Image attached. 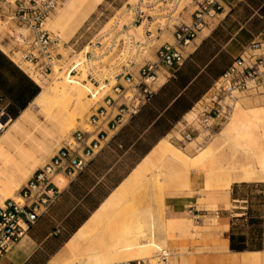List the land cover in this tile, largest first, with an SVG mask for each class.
<instances>
[{"label":"crops","instance_id":"0c3cea01","mask_svg":"<svg viewBox=\"0 0 264 264\" xmlns=\"http://www.w3.org/2000/svg\"><path fill=\"white\" fill-rule=\"evenodd\" d=\"M222 18L218 25L198 36L186 50L183 66L171 70L173 76L141 112L127 125L110 134L106 148L123 149L122 157L131 151L145 146L147 148L128 173L109 187L122 157L114 162H107L100 154L84 173L69 184L50 211L37 220L28 234L0 260V264H66L74 261L81 264H107L115 257L117 263L148 260L151 250L140 252L129 247V242L123 237V230H118L119 220L116 215L105 220L100 227L91 224L101 206L122 187L136 169L144 172L145 183L137 185L133 193L123 201L120 216L132 215L133 220H142L148 236L156 243L168 244L172 250L187 249L188 253L184 257L188 264H264V248L248 247L254 239L264 244V146L247 108L238 112L226 134H242L244 141L235 146V149L245 154L258 155L255 147L258 142L262 144L259 153L261 170L258 171L261 181L250 182L255 172L246 171L242 180L244 182H233L230 192H224L221 197L222 201H229L230 207L219 204L215 213L202 214L201 212L208 211L197 208L200 200L197 194L204 187L205 178L196 171L190 174V187L185 190V194L165 199L168 214L177 216L169 221H187L180 218L187 214L200 217L212 214L219 224L217 236L170 240L165 233L167 223L162 222L161 215L155 216L151 211L143 209L152 190L161 189L148 174L157 173L160 160H164L163 154L168 152V139L165 137L176 125L182 124L187 116H192L194 106L208 94L233 60L251 42L264 38V0L230 1L226 4ZM167 40L171 41V36L162 35L155 43L161 45ZM0 52L6 57L0 56V112L12 117L11 113L19 111L20 116L24 110L21 106L27 103V108L41 91L31 98L33 87L28 76L34 81L32 76L1 49ZM168 160L173 165L184 164L180 158ZM152 167L155 171H152ZM107 188L109 191L105 192ZM259 194L260 200L255 196ZM134 215H137L136 218ZM95 228H98L97 231ZM88 238L92 243L86 250H82ZM232 242L235 245H245L247 249L234 251L231 249ZM177 259H180V255Z\"/></svg>","mask_w":264,"mask_h":264},{"label":"built area","instance_id":"2783aa9c","mask_svg":"<svg viewBox=\"0 0 264 264\" xmlns=\"http://www.w3.org/2000/svg\"><path fill=\"white\" fill-rule=\"evenodd\" d=\"M10 1L14 6L11 19H16L29 31L28 36L20 33L17 38L23 59L41 76L52 74L59 40L44 24L64 0ZM230 1L233 0H139L135 5L129 4L134 14L130 25L123 24L120 29L117 22L111 29L100 32L96 42H90L91 50L86 58H96L94 50L98 49L102 55H114L117 62L102 68L106 74L102 80L89 74L98 90L90 95L94 104L85 127L75 130L51 158L37 168L17 195L6 199L0 207V260L105 150L110 134L136 117L173 76L171 70L183 66L186 50L201 33L221 22ZM138 26H144L141 36L132 32ZM162 35H169L172 40L157 45L155 41ZM245 96L264 98V38L251 42L233 60L208 94L194 106V125L186 127L196 130H199L197 127H220L230 118L239 99ZM6 117L0 112V123L3 124ZM185 138L191 140L192 133H187ZM171 257L169 249L160 250L156 264H170ZM122 264L151 263L139 260Z\"/></svg>","mask_w":264,"mask_h":264},{"label":"rangeland","instance_id":"374dc122","mask_svg":"<svg viewBox=\"0 0 264 264\" xmlns=\"http://www.w3.org/2000/svg\"><path fill=\"white\" fill-rule=\"evenodd\" d=\"M138 1L139 0H64L51 14L49 20L47 21V25L45 26V28L52 32L59 40L57 50L58 56L55 61L54 69L58 66L64 71H67L79 53L82 51H88L91 41L96 42L100 37L99 34L111 29L113 26L117 25V22L121 23L119 24L120 29L123 24L130 25L133 21L134 14L130 12L129 4L135 5ZM10 3V0H3L0 8V43L6 49V55L19 64L30 76H32L34 81H36L39 85H41V83L48 84L54 77V71L52 74L47 76H41L32 65L28 64L23 59L21 50L18 47L17 38L20 33L28 36L29 31L21 26L16 19H11L14 6ZM58 12H62L64 16L61 24L56 23L55 16L58 15ZM135 31H137L140 36L143 35L144 26H141L140 28L134 27L132 32ZM205 33H207V31H205ZM11 51L15 53L12 54ZM94 51L96 55L99 56L94 58L96 62H99L97 65L98 68H105L115 62L116 58L114 55L105 56L102 55L100 53L101 51L98 49H95ZM141 58L143 57H139V62L142 61ZM101 60L105 61L102 62ZM26 68L28 70H26ZM31 73H33L36 78ZM72 75L80 77L81 73L80 71H74ZM28 78L40 89V91H42V89L29 76ZM83 83L91 84L92 89L94 90L95 86L90 80L89 75H87ZM88 98L91 99L90 95ZM89 101V107L82 115V122L75 128H71L70 131L64 134H60L58 132L59 136L55 133L57 132L56 130H53L52 132L51 128H49V132L47 133H51L55 136L52 140L47 139V133H39L37 135L38 142L41 141V144L44 145L43 147H45L44 149L46 152L41 153L44 152L41 150L36 152L37 159L34 163L27 166L26 178L22 180L18 190L34 173L32 171L33 167L35 171L38 167L43 166L75 130L85 127L86 120L90 114V109L94 104L93 100ZM30 104L28 106H30ZM250 105L264 106V98L260 99L248 96L240 98L239 102L236 103L234 112L231 114L230 118L220 127L214 129L200 128V130H196L192 126L184 128L183 125L185 122L182 121V124L176 125L168 136L165 137L168 139V152L163 154L165 155L163 162L160 160L161 165L159 164L158 166V174L156 172L148 174L150 177L154 178L157 184L160 185L161 189L159 190L154 188L152 190L153 193L147 203L143 205V209L151 211V213L155 216L157 214L161 215L162 222L167 223L165 233L168 239L175 240L218 235V220L212 214L206 217L202 216L199 219L195 218L192 214L182 215L180 218L187 220L184 223L179 221H169L173 218H177V216L168 214L167 208L165 207V199L169 196L185 194V190H189L190 187V174L192 172L196 171L205 178L204 187H202L197 194L198 197H200L197 208L199 210L205 209L208 211L201 212L202 214L215 213L219 208V204H224L227 208L230 207L229 201L226 203L221 200V197L224 195V192H230L233 182H244L242 180L243 177H245L246 171L255 172V175L250 182L261 181L258 171L261 170L259 153L263 147L262 144L258 142L255 147L256 154L258 155H252L251 153L245 154L235 149V146L244 141L241 137L242 134L237 132H230L229 134H226L227 129L232 126L238 112L250 107ZM32 111L39 115L37 107L35 108V106H33ZM191 115L192 116L186 117L189 122H191L194 118L193 112ZM39 117L43 120L42 116L39 115ZM8 119L13 118L9 117ZM187 133H192L191 140H187L185 138ZM181 137H184V139H181ZM152 141H154V138ZM146 150L147 148L145 146L139 150L131 151L122 157V153L124 151L123 149L117 150L115 148H106L101 153V156L103 155L107 162H114L122 157L119 167L116 168L112 175L113 177L109 183V187L116 183L118 178L123 177L126 173H128L127 171L133 167L134 162L139 160L141 155ZM14 154L15 153H13V155ZM178 158H180V160H182L181 162H184V164L173 165L168 160H177ZM152 171H155L153 167ZM65 183L66 182H64L63 185ZM18 190H16L11 197H14ZM108 191L109 189L107 188L105 192ZM189 193L194 194L193 192ZM255 196H258V200H260L259 196H261V194ZM6 199L7 197L0 192V206ZM136 216L137 215H134V218H136ZM149 228L150 225L147 226V229ZM90 242L92 243L91 239L88 238V240L83 244L82 250H86ZM157 244L161 248H166L171 251L172 257L170 259V264H188L187 258L184 257L186 253H188L187 249H180L178 251L172 250L168 244L165 245L158 242ZM248 247L250 249L264 248V244H261L259 241L254 239L253 243L249 244ZM150 250L151 254L149 255L150 257L148 260L151 264H156L155 259L157 256V250L155 248H150ZM178 255H180L179 260L177 259ZM115 258L107 264L117 263V259Z\"/></svg>","mask_w":264,"mask_h":264},{"label":"bare ground","instance_id":"6f19581e","mask_svg":"<svg viewBox=\"0 0 264 264\" xmlns=\"http://www.w3.org/2000/svg\"><path fill=\"white\" fill-rule=\"evenodd\" d=\"M55 17L56 23L61 24L63 20L62 18L64 17L63 13L58 12V15ZM48 20L49 18L46 20L44 27L47 25ZM119 24L121 23L119 22ZM138 28L140 27L138 26ZM135 33L139 35L137 31H135ZM0 49L3 52H6V49L1 43ZM89 50L90 47L88 51ZM88 51H82L79 53L67 71L56 66L53 70L54 77L52 81L48 84L41 83L40 87L42 91L30 106L24 109L20 116L15 120L4 119V123H0V128H2V132L0 133V192L7 197V199L9 197L13 198L11 195L18 190L20 183L26 178L27 166L34 163L37 159L36 152H38V150L44 151L41 153L46 152L41 141H39L40 143L38 142L37 135L39 133L49 132V128H51L52 132L53 130H56V134H58V132L64 134L82 122V115L88 109V105L90 104L89 100H93L92 98L89 99L88 96L95 95L98 90V87H94L93 90L91 84H84L83 81H85L89 74L94 75L98 80H102L106 76V74H104L105 70L98 68L97 65L99 62H96L94 59L90 60L86 58V53ZM96 56L99 57L98 55ZM105 60L101 61L104 62ZM26 70L28 69L26 68ZM72 70L76 72L80 71L81 76H73ZM31 74L33 75V73ZM34 77L36 78V76ZM33 106L38 108V113L42 116L43 120L40 119L38 114L32 111ZM192 112L194 118L191 122L185 119V124L183 125L184 128L187 125H194L196 114L193 110ZM247 113L250 116L253 125L257 126L264 146V106L250 105V107L247 108ZM197 129L200 130V127H197ZM47 137L49 140L55 138L51 133H47ZM181 139L183 138L181 137ZM13 153L15 154L13 155ZM32 171L35 172L34 167ZM142 172L136 169L130 175L122 187L101 206L91 224L100 227L105 220L116 215L119 220L118 230H123V237L129 242V247H134L140 252L155 248L158 253V251L163 250V248H161L152 237L148 236L146 226L142 220H133L132 215L127 218L122 217L119 212L123 201L133 193L134 188L137 185L145 183L144 172ZM59 180L61 182L64 181L61 178H59ZM16 195L17 193L15 196ZM97 229L98 228H95V231H97ZM134 261L111 264L130 263ZM141 261L150 263L149 260L142 259ZM76 263L81 264V262L76 261L67 262L66 264Z\"/></svg>","mask_w":264,"mask_h":264},{"label":"trees","instance_id":"16d2710c","mask_svg":"<svg viewBox=\"0 0 264 264\" xmlns=\"http://www.w3.org/2000/svg\"><path fill=\"white\" fill-rule=\"evenodd\" d=\"M0 56L3 57V58H6L1 52H0ZM29 82H31V81L29 80ZM31 85L33 87V92L31 93L30 97L33 98L34 96H36L39 93L40 89L35 84H33L32 82H31ZM26 92H27V90L25 91V94H27ZM26 105H27V103L22 105L21 109L22 110L25 109ZM18 114H19V111H17L16 113H11L12 118L15 119L18 116ZM231 249L234 250V251H244V250L247 249V246H245V245H235L232 242L231 243ZM257 249H262V248H257Z\"/></svg>","mask_w":264,"mask_h":264},{"label":"water","instance_id":"95a60500","mask_svg":"<svg viewBox=\"0 0 264 264\" xmlns=\"http://www.w3.org/2000/svg\"><path fill=\"white\" fill-rule=\"evenodd\" d=\"M9 117L7 116L5 119H8Z\"/></svg>","mask_w":264,"mask_h":264}]
</instances>
